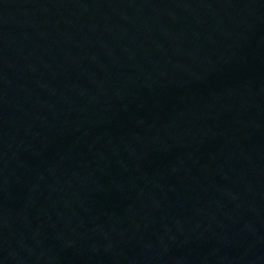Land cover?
I'll list each match as a JSON object with an SVG mask.
<instances>
[{"label":"water","instance_id":"1","mask_svg":"<svg viewBox=\"0 0 264 264\" xmlns=\"http://www.w3.org/2000/svg\"><path fill=\"white\" fill-rule=\"evenodd\" d=\"M0 264H264V0H0Z\"/></svg>","mask_w":264,"mask_h":264}]
</instances>
